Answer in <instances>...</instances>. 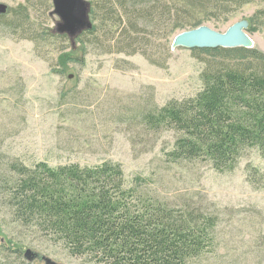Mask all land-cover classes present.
Masks as SVG:
<instances>
[{
    "label": "rangeland",
    "instance_id": "obj_1",
    "mask_svg": "<svg viewBox=\"0 0 264 264\" xmlns=\"http://www.w3.org/2000/svg\"><path fill=\"white\" fill-rule=\"evenodd\" d=\"M88 1L90 18L97 24L92 10L99 9L98 5L93 7L94 0ZM26 2L0 0L9 8ZM262 7L259 0H251L233 16L202 25L225 32L237 21L250 20ZM53 8L52 0L34 1L27 29L40 36L47 29L54 32L58 18L51 14ZM139 28V34L152 43L148 50L156 53L164 67L141 53L108 52L109 39L118 35L103 30L84 40L42 36L38 49L35 41L12 35L0 25L3 149L29 165L39 161L51 166L119 162L127 186L140 177V191L170 206L191 205L218 217L215 246L190 264H264V183L252 184L246 172L249 165L264 172L259 149H248L230 173L218 172L201 160L173 163L166 152L173 149L177 133L166 128L156 132L143 123V115L155 106L196 96L204 87L201 75L207 63L220 59L192 49H173L174 37L182 30L166 37L164 29ZM248 34L253 47L264 54V26ZM62 54L66 56L59 60ZM259 67L264 70V64ZM10 247L23 251L22 259L26 249H33L61 264H97L19 227L0 204V264H21L9 255Z\"/></svg>",
    "mask_w": 264,
    "mask_h": 264
},
{
    "label": "trees",
    "instance_id": "obj_2",
    "mask_svg": "<svg viewBox=\"0 0 264 264\" xmlns=\"http://www.w3.org/2000/svg\"><path fill=\"white\" fill-rule=\"evenodd\" d=\"M26 1L0 15V25L12 35L35 41L38 49L42 36L69 38L48 29L42 36L29 31V11L36 0ZM250 1L94 0L93 7L99 9L92 15L98 23L76 38H95L103 30L118 35L109 39L108 52L141 53L164 67L148 50L152 43L139 34V27L164 29L169 37L217 17L229 18ZM249 22L248 31L264 26V8ZM192 50L220 59L207 63L201 75L203 89L194 97L155 106L143 115V123L156 132L166 128L177 133L173 149L166 152L169 162L201 160L218 172H234L248 149L256 147L264 156V70L259 67L264 54L244 47ZM3 146L0 141V204L13 223L64 245L72 256L97 264H190L215 246L217 216L191 205L170 206L140 191V177L127 186L119 162L29 165ZM246 172L252 184L264 183L260 168L249 165ZM10 249L9 255L21 264H32L22 259L23 251Z\"/></svg>",
    "mask_w": 264,
    "mask_h": 264
},
{
    "label": "water",
    "instance_id": "obj_3",
    "mask_svg": "<svg viewBox=\"0 0 264 264\" xmlns=\"http://www.w3.org/2000/svg\"><path fill=\"white\" fill-rule=\"evenodd\" d=\"M53 11L58 20L55 31L76 38L86 30L93 28L90 18L91 3L88 0H52ZM9 6L0 3V15L6 14ZM250 22L242 19L232 24L225 32L217 31L207 25L178 33L173 40L172 48L217 49V48H254V42L248 34ZM24 258L28 262H44V264H61L51 257L33 249H26Z\"/></svg>",
    "mask_w": 264,
    "mask_h": 264
}]
</instances>
